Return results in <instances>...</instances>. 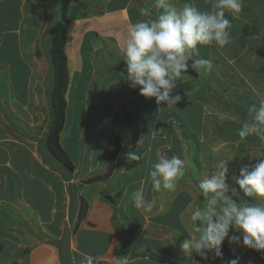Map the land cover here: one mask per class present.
<instances>
[{
	"label": "crops",
	"instance_id": "0c3cea01",
	"mask_svg": "<svg viewBox=\"0 0 264 264\" xmlns=\"http://www.w3.org/2000/svg\"><path fill=\"white\" fill-rule=\"evenodd\" d=\"M33 1L0 0L1 264H21L24 257L26 264H79L85 255L96 264H117L124 256L129 264H228L214 253L207 260L196 253L190 257L180 243L195 231L190 213L203 200L199 181L220 159L234 158L229 174L238 176L242 166L258 159L250 161V155L264 152V141L239 137L249 109L264 100V45L258 38L264 34V0H244L235 19L225 14L232 25L230 44L198 45L199 56L212 67L199 75L184 73L174 90L183 99L171 108L129 87L120 53L129 24L157 15L154 0H99L97 8L89 5L96 0H70L60 144L73 170L47 145L53 88L48 55L57 27L41 44L50 28L43 21L50 19V0H41L42 7ZM172 2L202 11L213 4ZM117 140L121 147L114 161ZM131 152L140 159H128ZM157 152L186 161L173 191H157L147 182ZM137 189L145 197L140 208L130 199ZM225 244L240 264H264V253L227 238Z\"/></svg>",
	"mask_w": 264,
	"mask_h": 264
},
{
	"label": "clouds",
	"instance_id": "9594fccd",
	"mask_svg": "<svg viewBox=\"0 0 264 264\" xmlns=\"http://www.w3.org/2000/svg\"><path fill=\"white\" fill-rule=\"evenodd\" d=\"M154 5L159 10L154 18L129 24L120 53L129 87L139 88L145 98H155L158 106L163 102L171 108L183 99L180 92L174 91L183 74L191 70L199 75L212 67L210 60L199 56L198 45L223 48L232 42V25L225 14L237 18L244 0H213L211 10L205 11L187 3L177 6L172 0H154ZM252 135L264 141V100L259 101L258 108L249 109L241 124V141ZM127 158L140 159L133 152ZM253 158L258 159L242 166L239 175L231 177L228 162L234 158L220 159L211 174L199 181L203 200L190 213L195 231L180 243L182 253L190 257L196 253L205 260L211 253L220 257L226 238L230 244L242 242L247 248L264 250V152L249 156L250 161ZM185 168L186 161L180 156L157 152L146 179L157 191H173ZM130 199L137 208L145 205L142 189L133 191ZM230 231L239 235H229ZM79 264L96 261L85 255ZM117 264H129L128 258L121 257ZM228 264H238V258Z\"/></svg>",
	"mask_w": 264,
	"mask_h": 264
},
{
	"label": "trees",
	"instance_id": "16d2710c",
	"mask_svg": "<svg viewBox=\"0 0 264 264\" xmlns=\"http://www.w3.org/2000/svg\"><path fill=\"white\" fill-rule=\"evenodd\" d=\"M70 0H63L62 2V20L56 28L55 34L52 36L50 42V61L53 69V88L51 92V106H52V120L49 126V131L47 133V145L53 154L58 157L63 164L73 170L74 165L69 157V154L60 144V132L65 122L66 117V93L69 85V71L67 66V56L65 54V39H66V25L68 22L67 17V5ZM228 101H230L228 99ZM231 102V101H230ZM126 116L130 118L132 114L126 111ZM131 119V118H130ZM121 144L119 140L116 141L114 148L112 150L111 156L115 161L118 152L120 150ZM112 160V164L114 161ZM85 204L82 205L80 210L79 218L82 219L85 214ZM1 245V243H0ZM29 250H27L26 254ZM222 258L226 260L237 259L233 251L226 246L225 241L221 246ZM1 260V250H0V264ZM19 264V263H18ZM238 264H240L238 260Z\"/></svg>",
	"mask_w": 264,
	"mask_h": 264
},
{
	"label": "rangeland",
	"instance_id": "374dc122",
	"mask_svg": "<svg viewBox=\"0 0 264 264\" xmlns=\"http://www.w3.org/2000/svg\"><path fill=\"white\" fill-rule=\"evenodd\" d=\"M58 2H59V5H57L56 4V0H50V5H49V7H50V9H48L47 10V12H51L50 13V19H48L47 17H45V19L43 20L44 22H46V21H49V23H50V28L49 29H46V31H44V33L42 34V37H41V44H42V42H43V39L45 40L46 38H47V34H48V32L49 33H51L50 35H49V37L52 35V32L54 31V29H55V27H57L58 25H59V23H60V21L62 20V0H57ZM34 3H35V5L36 6H40V7H42L43 5H44V3H43V1H41V0H34L33 1ZM78 2V1H77ZM77 2H75L76 4H77ZM80 2V1H79ZM263 2V1H262ZM80 4H82L81 2H80ZM93 4H95V7L97 8V6L99 7L100 6V3H99V0H96L94 3H89V5H93ZM77 6V5H76ZM56 8V10L54 11V9ZM262 16H264V14H262ZM237 22H238V20H237ZM261 22V21H260ZM236 26H238V31L240 30V32L241 33H243V32H245L243 29H242V27H239V25L238 24H236ZM42 32V31H41ZM55 34V33H54ZM259 39H261V41H262V45H264V34L262 35V36H260V37H258ZM40 41H38V45H39V42ZM40 44V45H41ZM39 45V53L41 54V51H40V48H43L42 46H40ZM44 46V45H43ZM46 46V45H45ZM49 56V55H48ZM39 58H42V56L41 57H39ZM52 65V64H51ZM46 67H45V64H44V66H43V69H42V72H41V74H44L45 73V71H46ZM240 108H242L241 106H239ZM113 182H115V181H113ZM175 208V207H174ZM230 233H231V231H230ZM229 233V234H230ZM2 247H3V244H1L0 245V250H1V252H2ZM260 251V253L261 254H263L264 253V250H259ZM260 254V255H261ZM264 256V255H263ZM22 261L20 262L21 264H26L25 263V260H26V257H24V259L22 258L21 259Z\"/></svg>",
	"mask_w": 264,
	"mask_h": 264
}]
</instances>
